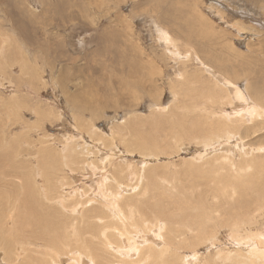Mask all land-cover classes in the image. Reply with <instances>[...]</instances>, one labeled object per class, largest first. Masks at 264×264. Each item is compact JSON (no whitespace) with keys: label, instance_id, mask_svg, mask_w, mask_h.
Wrapping results in <instances>:
<instances>
[{"label":"rangeland","instance_id":"374dc122","mask_svg":"<svg viewBox=\"0 0 264 264\" xmlns=\"http://www.w3.org/2000/svg\"><path fill=\"white\" fill-rule=\"evenodd\" d=\"M263 203L264 0H0L2 264H264L235 234ZM140 217L146 261L114 237Z\"/></svg>","mask_w":264,"mask_h":264},{"label":"bare ground","instance_id":"6f19581e","mask_svg":"<svg viewBox=\"0 0 264 264\" xmlns=\"http://www.w3.org/2000/svg\"><path fill=\"white\" fill-rule=\"evenodd\" d=\"M203 22V21H202ZM162 28V27H161ZM165 28V27H164ZM166 29V28H165ZM162 31V30H161ZM168 32V31H167ZM164 33V32H163ZM167 34V33H166ZM169 35V34H168ZM164 40H166V39H164ZM176 48H177V46H176ZM173 50V49H172ZM175 50V49H174ZM176 53V52H175ZM176 57V56H175ZM184 57V56H183ZM152 61V60H151ZM216 65V64H215ZM217 66V65H216ZM218 67V66H217ZM209 69H211V71H212V73H213V70H212V67H210V68H207V70H209ZM219 69V68H218ZM224 73H226L227 74V72H224ZM184 74V81H187L186 80V76H185V73H183ZM183 74H181V76L183 75ZM216 77H217V79L219 80V81H221L223 84H224V87L226 88V89H228L229 91H230V93H231V95H232V100H234V97H236V98H238V100H241V103L243 102L244 103V100H245V98H244V94L242 93V91H240L239 89H237L236 87H234V86H232L231 87V85H230V83L229 82H227L223 77H221V76H219V75H216L215 73H213ZM182 80V79H181ZM80 86V85H79ZM83 89V88H82ZM122 94V93H121ZM187 97V96H186ZM247 97V96H246ZM250 98V97H249ZM85 99V98H84ZM227 99V98H226ZM226 99H224V100H226ZM248 99V98H247ZM236 102V100H234V103ZM237 103V102H236ZM240 103V102H239ZM238 104V103H237ZM252 104V103H251ZM239 105V104H238ZM241 105V104H240ZM156 107V106H155ZM253 109H251V110H248V112L252 115L253 114V116L252 117H249L246 113H240V116H242V118H243V120L244 119H246V120H250V119H252V120H254L253 118H256L258 115H259V111H257V109L255 108V107H253V106H251ZM159 109V108H158ZM161 109H162V107H161ZM164 109V108H163ZM224 109V108H223ZM235 110V109H234ZM208 111V110H207ZM223 112H224V110H223ZM215 113H217L216 111H215ZM220 113V112H219ZM222 113V112H221ZM225 113V112H224ZM206 114H207V112H206ZM219 115V114H218ZM221 117H222V115H221ZM211 118V117H210ZM225 118V117H224ZM235 118V117H234ZM226 119V118H225ZM237 119V118H236ZM235 120V119H234ZM213 123H208L209 124V126H211L212 128H214V126H216V124H218L217 125V127H220V126H228L227 124H224V122L222 123V122H220V123H217L215 120H211ZM231 121V120H230ZM229 121V122H230ZM232 121H233V119H232ZM242 122V121H241ZM228 133V132H227ZM230 135V134H229ZM247 135H249V134H246V136ZM227 136H228V134H227ZM256 138V137H255ZM109 140H111V139H109ZM120 140V139H119ZM112 141V140H111ZM211 141V140H210ZM225 144V143H224ZM216 145V144H215ZM245 146V145H244ZM202 147V146H201ZM243 148V147H242ZM204 149V148H203ZM232 151V150H231ZM228 153V152H227ZM102 154V153H101ZM100 154V155H101ZM244 154V153H243ZM246 154V153H245ZM106 157V156H105ZM227 160V159H226ZM148 161V160H147ZM143 162H146L145 161V159L143 160ZM228 162V161H227ZM230 165H235L233 162H230ZM200 166V165H199ZM198 166V167H199ZM146 167V166H145ZM145 167H143L142 168V170H141V173H140V175L142 176L143 174H145V173H147V172H145L146 170H145ZM237 167V166H236ZM238 169H240V167L238 166L237 167ZM199 169H201L200 167H199ZM199 171V170H198ZM234 171H236V170H234ZM237 172H239V171H237ZM236 173V172H235ZM102 175H103V172L101 173ZM108 178H110V176H109V174L108 175H103V181L105 180H107ZM140 182V181H139ZM215 185V184H214ZM132 190H127V192H131ZM46 194V193H45ZM48 195V194H47ZM101 195H105V192H103V193H101ZM47 199H48V197H46ZM49 201H50V199H49ZM78 202H80V201H78ZM62 204V203H61ZM64 204V203H63ZM65 205H67V204H65ZM80 205V204H79ZM78 206V205H77ZM67 207H70V205L69 206H67ZM74 207V206H73ZM256 207V211L257 210H261L262 208H264V203L262 204V206H255ZM64 208V207H63ZM83 208V207H82ZM85 209H87V208H85ZM89 209V208H88ZM58 210V209H57ZM69 210V209H68ZM67 210V211H68ZM74 210V209H73ZM76 210V209H75ZM253 210V209H252ZM251 210V211H252ZM71 211V210H70ZM77 211V210H76ZM80 211H82V210H80ZM137 212V211H136ZM66 213H69V212H66ZM117 212L116 211H114V215H112L114 218V223L116 222V221H120L121 223H119V225L120 226H124V225H127V223H130V222H128L127 220H125V217L124 216H122V215H120V214H116ZM138 213V212H137ZM218 213V212H217ZM239 213H240V211H239ZM139 214V213H138ZM79 215V214H78ZM82 216H76V219H75V221L77 220V219H79V220H83L84 219V217L87 215L86 213L84 214V213H82L81 214ZM90 215V214H89ZM140 215V214H139ZM217 215V214H216ZM262 215V214H261ZM75 216V215H74ZM84 216V217H83ZM141 216V215H140ZM88 217V216H87ZM94 217V215H90V218H93ZM218 217V216H217ZM226 217V216H225ZM145 218V217H144ZM249 218V217H248ZM264 218V217H263ZM41 219V218H40ZM88 219V218H87ZM257 219V218H256ZM35 220H36V218H35ZM48 220V219H47ZM248 220V219H247ZM46 220H44V222H45ZM85 221V220H84ZM43 222V223H44ZM52 222H54V221H52ZM139 222H143V220H142V217H140L138 220H134L132 223H133V225L132 226H130V227H127V228H124V229H122L121 227H116L115 225H114V237L115 238H117V241H120V243H125L126 245H128V246H124V248H125V250H124V255H123V257H132V256H138L139 255V257L137 258V260L139 261V260H142L143 258V261H146V260H148V258L150 257V255H151V249L153 248V247H155V248H157V245H154L153 243V245L150 243V244H147V241H150L151 239L147 236V234L146 235H136V233H134V227H135V229L137 228V226H136V224H139ZM160 222V221H159ZM159 222H152L153 224H155L156 226L154 227V229L153 230H151V232H152V234L156 237V240L154 241V242H158V245H160L159 243H161V240L162 239H164V234H163V223H159ZM250 222V221H249ZM57 223V222H56ZM86 223V222H85ZM59 224H60V222H59ZM243 224H245V222H243ZM14 225V224H13ZM149 225V224H148ZM20 226V225H19ZM41 226V225H40ZM81 226V225H80ZM153 226V225H152ZM152 226H150V228L152 227ZM104 227L106 228L107 227V225L105 224L104 225ZM148 227V226H147ZM41 228V227H40ZM61 228V227H60ZM89 228V227H88ZM105 228H104V230H105ZM188 228H190L191 230H192V228H191V226H188ZM228 228V227H227ZM94 229H96V228H94ZM210 229V228H209ZM209 229H207V228H205V230H203L202 232H200V235L198 236V237H202L203 235H205L206 234V231H208ZM216 229V228H215ZM229 229V228H228ZM234 229V228H233ZM247 229V228H246ZM19 230V229H18ZM137 230V229H136ZM43 231V230H42ZM74 231V230H73ZM139 231V230H138ZM230 231V230H229ZM235 231V230H234ZM13 232V231H12ZM22 232V231H21ZM52 232V231H51ZM130 232H133L134 233V235L133 236H130L129 235V233ZM232 232V231H231ZM254 232V229H252V230H248L247 232H239V233H237L236 231H235V234L238 236V240H239V244L240 245H242V247L244 248V246H246L247 248H248V246H250V245H253V246H255V247H253L251 250H254V252H256V251H258L257 250V248H256V245H259V248H264V228L263 229H261V230H256L255 231V233H253ZM7 233V232H6ZM14 233V232H13ZM13 233H12V235H13ZM46 233H47V231H46ZM45 233V234H46ZM53 233V232H52ZM51 233V234H52ZM91 234H92V232H90ZM49 234V233H48ZM54 234V233H53ZM60 234V233H59ZM73 234V233H72ZM226 234V233H225ZM7 235V234H6ZM16 235V234H15ZM56 235V234H55ZM176 235V234H175ZM174 235V236H175ZM42 236H43V234H42ZM49 236V235H48ZM58 236V235H57ZM57 236H54V237H57ZM59 236H61V235H59ZM103 236L107 239V243L108 244H110V247L114 244V248H116L115 246V244H116V242L114 241V243H112L111 241H110V236L109 235H106L105 233H103ZM107 236V237H106ZM173 236V237H174ZM177 236V235H176ZM218 236V235H217ZM3 237V236H2ZM212 237H213V235H212ZM41 238V237H40ZM46 238V237H45ZM49 238H51V237H49ZM49 238H48V241L47 242H49L50 240H49ZM59 238V237H58ZM97 238V237H96ZM54 239H56V238H53V240ZM215 238H213V240H214ZM42 240V239H41ZM57 240V239H56ZM24 241V240H23ZM44 241V240H43ZM55 241V240H54ZM77 241V240H76ZM130 241H131V243H130ZM212 241V240H211ZM10 242V241H9ZM24 242H26V241H24ZM53 242V241H52ZM210 242V241H209ZM20 243V242H19ZM36 243V242H35ZM38 243V242H37ZM212 243H213V241H212ZM45 244V243H44ZM214 244V243H213ZM212 244V245H213ZM23 245H26V244H23ZM87 245V244H86ZM118 245V244H117ZM164 245V244H163ZM18 246V245H17ZM22 246V245H21ZM38 246V245H37ZM39 246H41V245H39ZM44 246V245H43ZM46 246V245H45ZM82 246V245H81ZM90 246V245H89ZM106 246H108V245H106ZM23 247V246H22ZM69 247V246H68ZM44 248V247H43ZM109 248V247H108ZM163 248V247H162ZM24 249V248H23ZM21 247L20 248H18L17 250L18 251H21V250H23ZM32 249V248H31ZM30 249V250H31ZM36 249H38V248H36ZM35 249V250H36ZM250 249V248H249ZM249 249H246L247 251H249ZM29 250V249H28ZM25 251L27 254L29 253L30 255H32L31 254V252H32V250L31 251ZM169 250V247H164V250H161V248H160V251H159V253H160V255H161V258H163L164 256H165V254L167 253V251ZM17 251V252H18ZM24 251V250H23ZM34 251V250H33ZM16 252V251H15ZM25 252H23V253H25ZM38 252V250L36 251V253ZM88 252V251H87ZM120 252H123L122 250L120 251ZM157 252V251H156ZM4 253V252H3ZM39 253V252H38ZM89 253H92V251L89 249ZM260 253H262L263 255H264V251H262V252H260ZM15 254H17V253H15ZM19 254V253H18ZM26 254V255H27ZM39 254H42L41 256L43 257V255L45 256L44 258H50L51 257V260H49V262L51 261V263L52 264H56V262H57V259H59V261H61L62 260V257H61V255H57V254H55L54 255V253H53V251L52 250H50L49 252H46L45 250H42V251H40V253ZM38 254V255H39ZM76 253H74V255H75ZM84 254L85 253H83V250L80 252V257H79V260L77 261V260H75V262H74V264H79V263H81V264H93L92 262H90V260H87L86 259V257H84ZM237 254H239V253H237ZM29 255V256H30ZM73 255V256H74ZM127 255V256H126ZM240 255V254H239ZM261 255V254H260ZM262 255V256H263ZM41 256H39V258H42ZM47 256V257H46ZM78 256H79V254H78ZM120 256V255H119ZM14 257V256H13ZM21 257V256H20ZM28 257V256H27ZM30 257H33V258H31V259H29L30 261H35L36 260V255H34V256H30ZM84 257V258H83ZM89 257H91V256H89ZM77 258V257H76ZM75 258V259H76ZM101 258V257H100ZM64 259V258H63ZM105 259V258H104ZM124 259H126V258H124ZM48 260V259H47ZM67 260V259H66ZM73 260V259H72ZM92 260V259H91ZM222 260V259H221ZM77 261V262H76ZM252 261V260H251ZM72 262V261H71ZM222 262V261H221ZM1 263V262H0ZM48 263V262H47ZM50 263V264H51ZM220 263V262H219ZM258 263V262H257ZM2 264V263H1ZM39 264H41L40 262H39ZM49 264V263H48ZM61 264H64L63 262H61Z\"/></svg>","mask_w":264,"mask_h":264}]
</instances>
